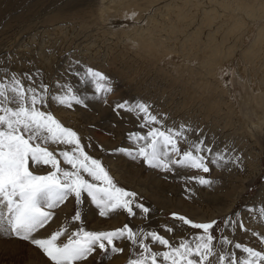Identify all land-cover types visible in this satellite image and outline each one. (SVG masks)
<instances>
[{"label":"snow or ice","instance_id":"6c2138e0","mask_svg":"<svg viewBox=\"0 0 264 264\" xmlns=\"http://www.w3.org/2000/svg\"><path fill=\"white\" fill-rule=\"evenodd\" d=\"M0 64V239L15 238L30 242L42 250L50 264H90L111 260L124 253L127 264H264V247L257 250L235 240L237 229L257 237L264 246V235L245 226L247 218L264 219V205L246 206L223 221L194 222L177 213L179 223L160 230L134 226L131 222L107 231H90L67 226L50 229L55 209L74 198L78 210L72 219L82 220L85 197L109 217L118 212L147 221L154 211L136 191L125 189L110 174L101 158L90 155L92 143L82 142L77 131L64 126L49 106L68 109L87 107L90 99L81 89H90L94 97L107 102L117 87L104 72L79 59H70L65 74L49 83L40 69L15 71L10 57ZM73 77L74 79H69ZM119 117L131 115L139 131L127 134L130 146L108 150L112 156H124L159 172L177 175L178 170L208 174L213 170L230 172L242 167V156L225 142L217 144L215 134L186 120L173 121L153 103L143 98L117 101L112 105ZM50 146L56 148L50 150ZM63 146V147H60ZM99 150L105 151L98 145ZM61 159L64 165L61 166ZM49 168L47 174L40 169ZM186 185L196 183L214 189L218 181L210 176L181 177ZM185 191L193 190L186 187ZM183 226L199 230L167 238ZM50 229L48 232L43 230ZM49 237V238H45ZM63 238V239H62ZM156 247L163 250H156Z\"/></svg>","mask_w":264,"mask_h":264},{"label":"bare ground","instance_id":"6f19581e","mask_svg":"<svg viewBox=\"0 0 264 264\" xmlns=\"http://www.w3.org/2000/svg\"><path fill=\"white\" fill-rule=\"evenodd\" d=\"M49 2L51 10L41 13L46 9L43 7L48 4L47 0H0L1 34L10 30L33 31L34 28L29 27L28 24H33L34 19L44 20L41 21L43 24L41 28H37L32 35H25L24 49L30 51L34 46L40 47L42 55L47 56L45 64H41L44 65V71L49 78L54 66L59 65L64 70L68 67L70 59L87 60L91 65L97 64V67L107 68L108 72L109 68L113 72L111 67L115 65L113 67L116 73L122 76L124 81H130L134 91H156L155 97L168 91H187L188 93L184 95L177 92L170 93L179 96L182 105L189 97L199 102V110L191 108L186 113L187 118L199 112L206 121L209 117L215 116L221 118V122H218L220 125L222 122L231 121L230 124L241 123L242 127L248 128L243 125L245 122L239 120L236 108L232 109L234 105L225 102L226 98L223 97L228 95L226 93L217 95V91L225 92L230 89L223 76L226 67L223 64L237 55L244 57L256 70L264 69V0H49ZM8 15L11 16L7 18ZM10 18L9 22H4ZM116 19L119 21H115ZM129 20L134 24L124 26L119 24ZM260 22L256 40L252 45L244 48L248 35L254 33L255 27L251 24ZM205 32L208 34L205 35ZM119 45L124 46L125 50L119 52ZM42 55L41 62L44 57ZM51 56L54 65L49 63ZM138 74L144 75L141 84L131 81ZM262 92L246 93L247 98L252 101L257 117H260L264 111V91ZM176 96L174 99L177 98ZM191 121L198 123L196 120ZM229 126L232 128L231 125ZM258 129L264 131L262 126ZM240 130L242 129L238 131ZM116 166L117 164L114 168ZM160 181L152 180V187L160 186ZM225 186L226 184L222 185L218 182L215 191L205 187L203 190L199 189L200 202L203 203V200L211 196V203L222 206V202L220 200L218 202L214 194L223 190ZM232 196L234 198V195ZM180 205H183V202ZM188 207L184 209L187 211L188 208L190 212L189 209L192 210V207ZM96 225L112 227V224L105 222H98ZM113 260L112 264L122 263L120 258ZM0 264L50 263L43 256V252L41 254L26 242L5 237L0 239ZM90 264L96 262L90 261Z\"/></svg>","mask_w":264,"mask_h":264},{"label":"rangeland","instance_id":"374dc122","mask_svg":"<svg viewBox=\"0 0 264 264\" xmlns=\"http://www.w3.org/2000/svg\"><path fill=\"white\" fill-rule=\"evenodd\" d=\"M47 2L48 4L50 3L49 0H47ZM48 4H46L47 7L46 5L43 7L46 9L41 11V13H43L44 11L51 10L50 8L51 4L49 5ZM10 16L11 15H8L6 17L9 18ZM10 20L11 18L4 22L6 23L9 22ZM41 21L44 20L41 19ZM41 21L39 19H36L35 21L34 19L33 24H28L29 27L34 28L33 31L26 30V32L25 31L18 32L16 30H10V31H4L5 32L4 34H1L0 32V34L3 35L2 38L0 36V42H1L0 44H2L0 45V51H1L0 64H3L4 62L3 57L4 55H6L10 57V63L13 70L34 71L35 69H40L44 77H46L47 82L52 83L60 79L61 74L66 75L65 69L62 70V68H60L59 65L58 67L54 66L53 68L54 70L52 69V73L49 78L48 74H46V72L44 71L45 68L44 65L41 64V63L45 64L46 62L45 60H47V56H45L44 54L42 55L41 51L39 50L40 47L34 46L33 48L31 46L32 48L30 49V51H26L24 49L25 48L24 45L26 44L25 35L26 36L32 35L34 31H37V28L39 27L41 28V26H43ZM115 21H119V20L116 19ZM119 24H121V26H124L125 24L133 25L134 23L131 20H129L128 22L125 21L119 22ZM260 24L261 22L258 24L256 23L251 24L252 27L253 26L255 27L254 33H250L248 35V40H246L245 45H243L244 48L254 43V41L256 40L255 37L257 36V32H258L257 27ZM206 34H208V32H205V35ZM23 35L24 37L22 38ZM2 40L4 42H2ZM17 43H19V45H17ZM123 49L125 50V47L119 45L118 51L120 52V50ZM41 55L42 57L44 56L42 62L40 61ZM33 56L34 57L37 56V57L34 58ZM79 60L81 59L79 58ZM231 60L223 64L224 67L226 66L225 75L223 74V76L225 78V82L230 85V89L226 90L229 91V93H227L226 91L225 92L217 91V95H221L220 93L223 94L226 93L228 95L227 97L226 96L223 97L224 99L226 98L225 102H230L231 105H234L232 109L236 108V110L238 111V116L240 118L239 120H241V122H245V124L243 125L244 126L246 125L248 127L247 129L242 127L241 123L232 122L230 124L231 121L222 122L220 125L219 123L221 122V118L220 117L215 118V116L211 118L209 117L208 121H206L202 119V115L199 112H197L195 115L192 114L193 116L190 115L191 118H187L186 113L188 110H190L191 108L192 109L197 108V110H199L200 107L199 102L189 97L185 100V102L182 105L180 104L179 96H176L175 94L177 98L174 99L175 98L174 94L170 95V93H174V92L181 94L183 93L184 95L186 94L187 91H168L165 92L163 95H157L156 97H155V94L157 93L156 91H149V92L147 90L134 91L132 83L127 80L124 81L123 77L120 76L118 73H116L114 69L115 67H113L115 65H112L113 68L111 67L113 72H111L110 68L108 72L107 68L103 67L102 69L100 68V66L97 67V64L96 66H94L91 65L87 60H83L82 62L110 76L117 85L114 92L107 97V102L105 103L103 100L94 97L90 89H81V91L84 94L88 95L89 97H92L87 107L74 106L72 109H68L55 104H50L49 108L52 111L53 115L62 124H64V126L69 127L78 132V134L82 138V142L87 143L88 141H91L92 143L91 149L86 148L85 150L88 151L90 155L102 159L103 163L108 167L110 174L114 177V179L119 183L120 186L128 190L136 191L139 194V196L143 198L144 202L147 205H150L154 211L149 215L147 221H143L137 218H130L123 212L114 213L109 217H103L99 215V210L96 209L95 206L89 202L87 197H85V202L82 211V220L76 222L72 219V217L74 211L78 210V206L75 204L74 198H69V200L66 203L55 209V213L57 215L55 216V220L50 226V229H55L58 226H67L70 231H75L79 227H84L86 230H90V231H107V230L120 228L123 225L129 223L131 220L134 226H143L145 228L150 227L153 230H160L165 225H174L179 223L178 221H174L172 219L173 213L184 215L187 218L192 219L194 222H207L212 220L223 221L225 217H228L237 211L243 213L244 216L247 218L248 214L244 211L246 206L264 205V190H263L264 189V131L258 129L259 126H262V128L264 129V114L262 115L264 111L262 112V110H259L262 113L260 114V117H257L253 110L252 101L248 99L246 96V93H253V94L263 93L262 91H264V69L261 71L256 70L251 63L247 62L245 58L241 57L240 55H237L235 58H232ZM49 63L54 65L55 62H53V56L50 57ZM167 67L169 68L170 65H168ZM227 72L229 75H227ZM143 78L144 75L138 74L131 81H133L135 84H141ZM69 79H74V78L69 77ZM251 86L253 89L249 88ZM144 97L147 98L146 100L149 99L148 101L153 103L160 112L166 113L168 115V117L170 118L167 121L168 124H171L173 121L179 123L186 120H190V121L196 120L198 123L196 122L195 123L201 127H204L206 131L209 132V134H215L217 138V144L219 146H222L225 142L232 144L236 148L238 154L241 155L243 158L242 167L240 168L233 167L230 172H224L214 169L213 172L208 174L197 173L191 170H178V174L174 176L168 173L159 172L154 169H149L145 167L142 162H134L124 156L109 155L108 150L116 149L119 147L130 146L129 141L127 139V134L132 131L140 130L136 127V121L131 115L128 116V114L126 113H121V115L118 117L116 113L113 111L112 105L117 101L131 100L133 98L145 99ZM239 105L241 107H239ZM79 119L81 121H79ZM214 123H216L217 126ZM229 125H231L232 128ZM239 129H242L244 131L242 130L238 131ZM98 145L103 146V149L105 151L99 150ZM54 148H56V146L54 147L50 146V150ZM115 164L119 166L118 167L116 166V168H114ZM61 166L68 167L67 165L63 164L62 159H61ZM256 166L257 168H255ZM38 171L39 174H47V172L50 171V169L44 168ZM138 174L141 177V179H139L140 177L138 176ZM190 175L210 176L213 180L218 181L222 185L226 184L223 190L218 191L216 192V194H214V196L218 198V202L220 200L223 205L220 206L221 205L220 204L218 206H215V204L211 203L212 202L211 196H209V199L206 198L207 201L203 200V203H201L200 202L201 191L199 189L203 190L204 187L196 183H191L186 185L185 180L181 179V177H187ZM152 180H161L160 186L152 187L151 184ZM186 187L191 188L193 191L191 193L186 192L185 191ZM213 191H215V189H213ZM231 194L234 195V198ZM181 202H183V205H180ZM188 206L192 207V210L191 208L189 209L190 212L188 211L189 208ZM184 207H188L187 208L188 212L186 211V209H184ZM197 210L199 212H197ZM253 215L256 218L255 219L247 218L245 226L251 229L252 231L264 235V219H261L259 217L258 209L254 211ZM90 218L92 219V221H90L91 220ZM96 221L97 223L105 222V224H112L111 225L112 227H108V226L98 227L96 225L97 223H95ZM50 229H45L43 231L48 232ZM197 231L199 230H193L187 228V226H183L181 229L174 231L172 234H166L163 232L162 234H165L167 238H169L170 240H175L180 235L197 232ZM235 240L239 242L247 243L249 246L255 247L257 250H261V248L264 247L260 245L257 237H253L251 236L250 233L247 232H241L239 229H237ZM22 242H26V241H22ZM26 243L32 246L33 248L37 249L42 254V250L36 248L30 242H26ZM156 250H163V249L156 247ZM129 255H130L129 251L127 250L126 247L124 253L113 255L110 261L104 260L101 261L100 264H112L114 258L115 259L120 258V260H122L121 264H127ZM43 256L48 260V258L44 254Z\"/></svg>","mask_w":264,"mask_h":264}]
</instances>
